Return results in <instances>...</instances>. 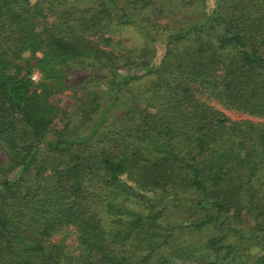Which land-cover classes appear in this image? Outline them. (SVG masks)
<instances>
[{
	"label": "trees",
	"instance_id": "obj_1",
	"mask_svg": "<svg viewBox=\"0 0 264 264\" xmlns=\"http://www.w3.org/2000/svg\"><path fill=\"white\" fill-rule=\"evenodd\" d=\"M208 1L0 0V264H264V0Z\"/></svg>",
	"mask_w": 264,
	"mask_h": 264
},
{
	"label": "rangeland",
	"instance_id": "obj_2",
	"mask_svg": "<svg viewBox=\"0 0 264 264\" xmlns=\"http://www.w3.org/2000/svg\"><path fill=\"white\" fill-rule=\"evenodd\" d=\"M34 1V0H33ZM209 7L213 6V0H209ZM122 35H124L125 37L130 38V42L129 43H136L137 41H139L137 35L129 30V31H123ZM123 37V36H122ZM165 51V46L162 43H158V51H157V59L156 61H160V59L162 58L163 54ZM34 75H37V80H39V73L36 71L34 73ZM86 76V73L83 72V70L81 69H74L71 70V72L69 73V77L68 79L70 80L69 83H79L82 79H84V77ZM156 76L150 75V76H144L143 78L139 79L138 82H136V86L135 87H139L140 85L145 86V85H150L152 84V81H157ZM75 83V84H76ZM127 94V93H126ZM128 95V94H127ZM130 96V95H128ZM53 100L56 104H58L62 109H70L71 106L73 105V98H72V90L69 89L67 91H65L64 93L61 94H57L53 97ZM228 115H230L232 118L237 119V118H244L246 117V115H243L239 112L236 111H226ZM1 154V153H0ZM1 160L3 159V155H0Z\"/></svg>",
	"mask_w": 264,
	"mask_h": 264
},
{
	"label": "built area",
	"instance_id": "obj_3",
	"mask_svg": "<svg viewBox=\"0 0 264 264\" xmlns=\"http://www.w3.org/2000/svg\"><path fill=\"white\" fill-rule=\"evenodd\" d=\"M33 79L34 80H37V75H33Z\"/></svg>",
	"mask_w": 264,
	"mask_h": 264
}]
</instances>
